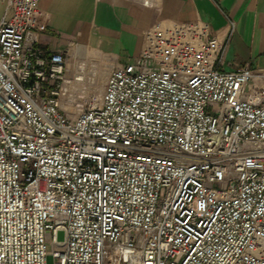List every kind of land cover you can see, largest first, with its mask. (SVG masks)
<instances>
[{
	"label": "built area",
	"instance_id": "1",
	"mask_svg": "<svg viewBox=\"0 0 264 264\" xmlns=\"http://www.w3.org/2000/svg\"><path fill=\"white\" fill-rule=\"evenodd\" d=\"M0 1V264H264V67L156 23L80 105L39 0Z\"/></svg>",
	"mask_w": 264,
	"mask_h": 264
},
{
	"label": "crops",
	"instance_id": "2",
	"mask_svg": "<svg viewBox=\"0 0 264 264\" xmlns=\"http://www.w3.org/2000/svg\"><path fill=\"white\" fill-rule=\"evenodd\" d=\"M38 42L109 70L139 54L144 31L156 23L203 20L226 43L221 70L264 67V0H39ZM4 2L0 1V11ZM71 63V62H70Z\"/></svg>",
	"mask_w": 264,
	"mask_h": 264
},
{
	"label": "rangeland",
	"instance_id": "3",
	"mask_svg": "<svg viewBox=\"0 0 264 264\" xmlns=\"http://www.w3.org/2000/svg\"><path fill=\"white\" fill-rule=\"evenodd\" d=\"M70 62L69 74L71 76L81 75L83 77L79 85H75V87L81 86L83 90H80L81 88L78 87L79 89H74L72 91L73 96L76 98L75 102L80 105L94 103L102 91L109 69L98 66L95 61L90 58L79 59L73 57ZM74 106H71L69 110L72 112L76 111ZM57 238L59 240L65 238V231L63 229L57 231Z\"/></svg>",
	"mask_w": 264,
	"mask_h": 264
},
{
	"label": "bare ground",
	"instance_id": "4",
	"mask_svg": "<svg viewBox=\"0 0 264 264\" xmlns=\"http://www.w3.org/2000/svg\"><path fill=\"white\" fill-rule=\"evenodd\" d=\"M84 68V67H83ZM84 70V69H83Z\"/></svg>",
	"mask_w": 264,
	"mask_h": 264
}]
</instances>
